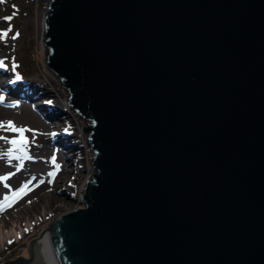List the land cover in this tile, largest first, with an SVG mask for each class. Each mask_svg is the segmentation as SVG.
<instances>
[{"label": "water", "instance_id": "water-1", "mask_svg": "<svg viewBox=\"0 0 264 264\" xmlns=\"http://www.w3.org/2000/svg\"><path fill=\"white\" fill-rule=\"evenodd\" d=\"M48 2L95 171L6 263L264 264V0Z\"/></svg>", "mask_w": 264, "mask_h": 264}, {"label": "rangeland", "instance_id": "rangeland-1", "mask_svg": "<svg viewBox=\"0 0 264 264\" xmlns=\"http://www.w3.org/2000/svg\"><path fill=\"white\" fill-rule=\"evenodd\" d=\"M48 1L3 0L0 2V30H6L11 26L9 35L0 39V59L6 64L5 68H0V94L4 96L0 107L16 111L5 117L4 121L11 120L17 127L34 130L24 132V136L28 139L26 153L31 159H12L10 170L14 171L22 165V168L26 170L32 168L34 172L37 171L30 178L24 175L13 180L15 183L23 182L25 179V182L31 180L29 185L31 191H27L26 195L12 203L11 207H6L5 211L0 212V240L3 238V233L11 226L19 229L20 224L26 225L29 221L33 224V227H29L19 238L13 239L6 247L0 248V264H7L8 259L16 258L18 254L26 255L29 240L38 236L51 219H58L61 214L82 206L83 185L87 177L95 171L93 164L89 163L93 160L91 156L94 155V150L89 149L90 143H86L88 140L86 133L90 131L82 129V125H86L90 120L78 114L77 110L71 109L70 104L65 100L69 98L67 96L69 93L65 86H60L61 79L48 71L43 63L42 37L38 35L36 20L48 10ZM8 16H12L11 21L3 19ZM17 32L19 36L12 39ZM13 64L16 65L15 71H12ZM17 75L20 77L18 80ZM12 86L23 89L27 96L13 92L10 89ZM49 92L54 93L59 100L53 106L64 111L59 121L53 117L54 109L49 105L52 98H43L45 93ZM10 104L16 106H7ZM32 115L37 116L40 123L46 126L42 127L38 124ZM56 122L57 124H54ZM51 133L70 138L69 140L73 143L71 146H75V149L71 150L69 146L56 142L49 147V143H45L43 137L57 136L56 134L50 136ZM1 136L12 139L18 134L5 127L0 128ZM5 143L7 149L11 147L6 141ZM79 144L82 150L76 148ZM54 150L57 153H54ZM19 154L18 150L14 153V155ZM53 154L56 157V165H59L58 169L51 163ZM7 170L9 171V168ZM8 171L3 170L0 175H6ZM53 171L55 174L49 176L48 173ZM59 175L63 178L62 182L59 181L61 178ZM5 183L7 182H0V201L4 196H11L14 192L13 185L5 188Z\"/></svg>", "mask_w": 264, "mask_h": 264}, {"label": "bare ground", "instance_id": "bare-ground-1", "mask_svg": "<svg viewBox=\"0 0 264 264\" xmlns=\"http://www.w3.org/2000/svg\"><path fill=\"white\" fill-rule=\"evenodd\" d=\"M43 16H44V13H42L36 20L37 21L36 23L38 25V35L40 37H42V31H43V27H44ZM10 89L13 92H19V93H22L25 96H27V94L24 93L23 89H21V88L19 89V87L12 86V88H10ZM55 96H54V93L49 92V93H45V96L43 98H46V99L52 98L51 103L49 105H50V107L52 109H54V111L52 110L53 117L59 121L60 120V115L64 114V111H62V110H60V109H58V108L53 106L54 103L59 101L58 98H56ZM14 112H16L14 109H5V108L0 107V121H4L5 117L10 116ZM22 112H24V111H22ZM63 116H65V115H63ZM32 117L42 127L46 126L45 124H41L40 123V119L37 116L32 115ZM54 124H57V122L54 123ZM56 135H57L56 137L44 136L43 140H44L45 143H49V147H52L53 143L56 142L58 144L63 143L64 145L69 146L71 150L75 149V146H71V144H73V143L69 140L70 138L66 137L65 135H61V134H56ZM1 137H6V136H1ZM50 138H52L51 141H50ZM5 141L6 140H4V139H0V152L7 151V147H6ZM76 148H80V150H82V147L80 146V144L77 145ZM54 153H57V151L54 150ZM11 165H12V163L8 159H6V158L5 159H0V172L3 171V170L8 171L7 169L9 168L8 173L9 172L14 173V175H12L6 181L7 183H9V186L13 185L12 186L13 191H15V189L19 188L21 186V184L25 183V181H26V179H25L23 182L15 183V182H13L14 179L21 178L24 175H27L26 177L30 178L31 176H33L34 174L37 173V171L34 172V170L32 168L27 169V170H29L27 172L26 168H24V167L22 168V166L19 168L20 169L19 171H17V168H16V170L13 171V170H10ZM60 177H61V175H59V178ZM59 181L62 182L63 178L61 177L59 179ZM18 227H19V229H17L16 227L11 226L10 229H7L3 233V238L0 240V248L6 247L9 244V241H12L13 239L19 238L21 235H23L26 232V229H28L29 227H33V224H32V221H29V222H26V225L20 224V225H18ZM38 246H39V249L41 251V255H42V258L44 260V263L45 264H55L54 259L52 257V254L50 252L49 246H48L47 239L44 238L43 240H39Z\"/></svg>", "mask_w": 264, "mask_h": 264}, {"label": "snow or ice", "instance_id": "snow-or-ice-1", "mask_svg": "<svg viewBox=\"0 0 264 264\" xmlns=\"http://www.w3.org/2000/svg\"><path fill=\"white\" fill-rule=\"evenodd\" d=\"M0 2H3V0H0ZM15 7V6H13ZM13 15H15V13H13ZM6 21H11L12 16H8V17H4L3 18ZM11 31V26L6 29V30H0V39H4L5 37H7L9 35V32ZM17 36H19V33L17 32L15 35L12 36V39H16ZM6 64L4 62V60L0 59V68H5ZM16 69V65L13 64L12 65V71H15ZM16 79H20V77L17 75ZM4 101V96L2 94H0V102ZM7 106H11V107H15V104H10ZM7 128V130L17 133L18 136L12 138V139H8L7 137H0V139H4L6 140V142L8 144L11 145V147H9L7 149V151L5 152H0V159H8L9 161H11L12 159H18V160H22V159H31L30 156L27 155L26 153V145L28 144V139L27 137L24 136V132L25 131H34L32 129H27L25 127H17L15 126L14 122L9 120V121H0V128ZM67 131V129L65 130ZM50 135H55L54 133H51ZM19 151L20 155H14V153L16 151ZM51 163L53 165H56V157L55 154H53V156L51 157ZM22 166V165H21ZM59 168V165H56V169ZM19 167H17V171H19ZM55 174V172H49L48 175L49 176H53ZM12 175H14V173H7L6 175H0V182H4L7 181ZM34 179V178H33ZM42 182V181H41ZM49 183H51V181H49ZM31 184V180L22 183L21 186L17 189H15V191L11 194V196H4L3 200L0 201V212L5 211L6 207H11L12 203H15L16 200L20 199L23 195H26L27 191H31V188L29 187V185ZM5 188H8L9 185L7 183L4 184ZM27 231V229H26ZM9 243H11V241H9Z\"/></svg>", "mask_w": 264, "mask_h": 264}]
</instances>
